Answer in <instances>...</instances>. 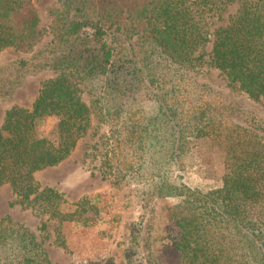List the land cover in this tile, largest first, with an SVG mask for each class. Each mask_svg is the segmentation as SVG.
Here are the masks:
<instances>
[{
	"label": "trees",
	"instance_id": "1",
	"mask_svg": "<svg viewBox=\"0 0 264 264\" xmlns=\"http://www.w3.org/2000/svg\"><path fill=\"white\" fill-rule=\"evenodd\" d=\"M231 2H238L237 10L214 26ZM50 14L46 55L39 50L35 63L15 61L19 71L4 79L10 95L25 72L20 66L56 71L30 107L13 104L5 111L0 186L10 183L17 202L50 218L73 215L60 208L64 194L34 173L66 159L88 132V90L101 122L109 124L93 145L101 153L100 173L116 182L137 177L149 197H179L171 215L185 264H264V115L192 72L214 66L250 98L264 101V0H56ZM44 34L34 0H0V52H31ZM142 83L153 89L155 114L138 100ZM0 91L6 96L2 83ZM50 117L54 137L40 129ZM189 132L224 143L230 167L221 185L203 190L172 181L171 172L191 162ZM0 264L53 261L35 233L5 215Z\"/></svg>",
	"mask_w": 264,
	"mask_h": 264
},
{
	"label": "rangeland",
	"instance_id": "2",
	"mask_svg": "<svg viewBox=\"0 0 264 264\" xmlns=\"http://www.w3.org/2000/svg\"><path fill=\"white\" fill-rule=\"evenodd\" d=\"M118 1L121 3L125 0ZM34 2L45 29L42 39L31 52H21L13 47H6L0 52V83L6 93V96L1 95L0 91V124L7 108L13 104L30 107L42 81L56 75L52 69L33 70L27 65L20 66L25 71L19 72L22 76L20 84L10 95L7 94L9 88L4 79L8 74L19 71L13 63L22 59L35 63L41 59H33L37 51L43 50L39 53L44 56L46 47L51 46L50 12L56 0ZM237 8L238 2L227 4L222 17L213 18V25L226 23ZM192 72L215 90L264 115V101L250 98L230 83L220 69L207 64ZM153 93L146 83L140 85L137 93L140 104L149 114H155L158 110ZM83 98L92 108L88 132L79 139L76 148L66 159L34 173V178L42 185L54 186L64 194L67 201L60 208L73 212V215L63 220L50 218L36 207L22 205L17 202L10 183H5L0 186V217L10 215L15 222L35 233L48 249L53 264H185L174 245L179 228L171 215L178 206L179 197L171 192L149 197L142 192L143 183L137 177L116 182L102 176L99 170L101 153L93 145L100 143L102 136L109 133V124L101 122L88 90L84 91ZM54 124V117L47 118L40 129L54 137ZM189 136L193 151L191 162L184 169H174L171 172L172 181L203 190L221 185L230 167L224 143L207 135L197 137L194 132H189ZM43 223L46 224L44 229Z\"/></svg>",
	"mask_w": 264,
	"mask_h": 264
}]
</instances>
